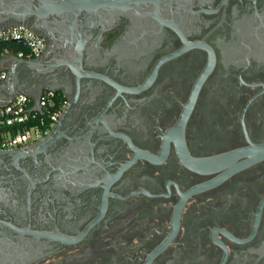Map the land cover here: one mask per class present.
Masks as SVG:
<instances>
[{"label": "flooded vegetation", "instance_id": "flooded-vegetation-1", "mask_svg": "<svg viewBox=\"0 0 264 264\" xmlns=\"http://www.w3.org/2000/svg\"><path fill=\"white\" fill-rule=\"evenodd\" d=\"M190 8L124 18L102 45L126 35L125 57L57 71L58 121L0 165L31 204L0 207V264H264V0Z\"/></svg>", "mask_w": 264, "mask_h": 264}, {"label": "water", "instance_id": "water-1", "mask_svg": "<svg viewBox=\"0 0 264 264\" xmlns=\"http://www.w3.org/2000/svg\"><path fill=\"white\" fill-rule=\"evenodd\" d=\"M196 1L204 0H0V29L8 25L24 24L41 33L47 40L46 51L39 58H20L13 54L1 59V64H7L8 78L0 84V106L11 101L17 94L25 93L34 99V109L40 110L44 88L40 86L31 92L27 87V72L34 75L47 74V83H44L46 89L61 91L62 88L56 83L59 69H70L78 73L82 71L84 61L104 64L113 57L123 58L127 55L126 35H120V39L110 49L102 45L105 35L124 18L129 19L135 28L145 22L160 23V7L175 2L177 8L184 10L193 8ZM20 42L26 45L25 41ZM41 146L44 148L45 144ZM13 152L12 149H0V165L5 166L3 157ZM19 154L23 156L29 153L22 151ZM6 183L5 177L0 176V207H10L15 211L18 206L15 201L11 202L12 193ZM18 211L21 214L31 211V204H21ZM0 228L2 231L6 228L17 229L8 216L4 220L0 219ZM3 264L16 263L8 261Z\"/></svg>", "mask_w": 264, "mask_h": 264}, {"label": "built area", "instance_id": "built-area-1", "mask_svg": "<svg viewBox=\"0 0 264 264\" xmlns=\"http://www.w3.org/2000/svg\"><path fill=\"white\" fill-rule=\"evenodd\" d=\"M10 41L26 42L27 50L15 53L20 58H39L47 48L46 38L24 24L8 25L0 29V43ZM7 51H0V58ZM7 78L8 70H0V84ZM60 93L54 89H45L40 98V110L34 109V99L25 93L17 94L11 101L0 106V149L21 147L48 134L65 105Z\"/></svg>", "mask_w": 264, "mask_h": 264}, {"label": "trees", "instance_id": "trees-1", "mask_svg": "<svg viewBox=\"0 0 264 264\" xmlns=\"http://www.w3.org/2000/svg\"><path fill=\"white\" fill-rule=\"evenodd\" d=\"M5 49H8L12 52H18L20 50H27V47L19 42L16 41H10V42H2L0 43V51H4ZM60 96L63 97L62 93H60Z\"/></svg>", "mask_w": 264, "mask_h": 264}, {"label": "crops", "instance_id": "crops-1", "mask_svg": "<svg viewBox=\"0 0 264 264\" xmlns=\"http://www.w3.org/2000/svg\"><path fill=\"white\" fill-rule=\"evenodd\" d=\"M13 54H15V52H12L10 50H8L4 54H2V56L0 58V70H5V69L7 70V64H1V59H3L4 57H7V56H12Z\"/></svg>", "mask_w": 264, "mask_h": 264}]
</instances>
